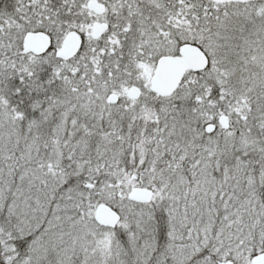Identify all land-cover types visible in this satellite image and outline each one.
Returning a JSON list of instances; mask_svg holds the SVG:
<instances>
[{"label":"snow or ice","instance_id":"snow-or-ice-1","mask_svg":"<svg viewBox=\"0 0 264 264\" xmlns=\"http://www.w3.org/2000/svg\"><path fill=\"white\" fill-rule=\"evenodd\" d=\"M0 264H264V0H0Z\"/></svg>","mask_w":264,"mask_h":264}]
</instances>
